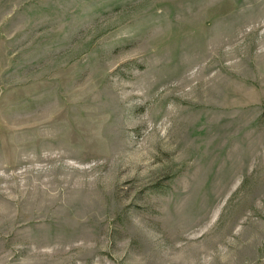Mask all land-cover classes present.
<instances>
[{
	"label": "rangeland",
	"instance_id": "rangeland-1",
	"mask_svg": "<svg viewBox=\"0 0 264 264\" xmlns=\"http://www.w3.org/2000/svg\"><path fill=\"white\" fill-rule=\"evenodd\" d=\"M0 264H264V0H0Z\"/></svg>",
	"mask_w": 264,
	"mask_h": 264
}]
</instances>
